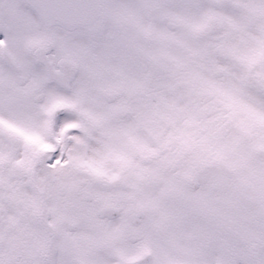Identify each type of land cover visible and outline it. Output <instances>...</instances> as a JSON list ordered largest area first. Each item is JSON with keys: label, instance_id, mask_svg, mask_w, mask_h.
<instances>
[{"label": "snow or ice", "instance_id": "obj_1", "mask_svg": "<svg viewBox=\"0 0 264 264\" xmlns=\"http://www.w3.org/2000/svg\"><path fill=\"white\" fill-rule=\"evenodd\" d=\"M0 264H264V0H0Z\"/></svg>", "mask_w": 264, "mask_h": 264}, {"label": "clouds", "instance_id": "obj_2", "mask_svg": "<svg viewBox=\"0 0 264 264\" xmlns=\"http://www.w3.org/2000/svg\"><path fill=\"white\" fill-rule=\"evenodd\" d=\"M258 259H259V257H258Z\"/></svg>", "mask_w": 264, "mask_h": 264}]
</instances>
